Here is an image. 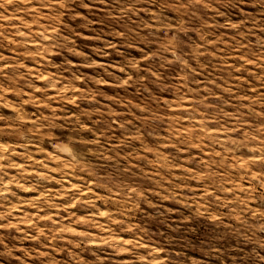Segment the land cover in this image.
I'll return each mask as SVG.
<instances>
[{
	"label": "rangeland",
	"instance_id": "obj_1",
	"mask_svg": "<svg viewBox=\"0 0 264 264\" xmlns=\"http://www.w3.org/2000/svg\"><path fill=\"white\" fill-rule=\"evenodd\" d=\"M0 264H264V0H0Z\"/></svg>",
	"mask_w": 264,
	"mask_h": 264
}]
</instances>
